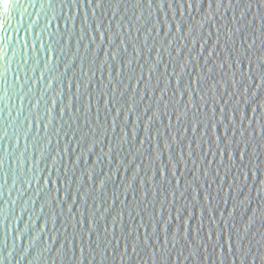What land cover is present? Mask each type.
I'll return each instance as SVG.
<instances>
[{"label":"water","instance_id":"obj_1","mask_svg":"<svg viewBox=\"0 0 264 264\" xmlns=\"http://www.w3.org/2000/svg\"><path fill=\"white\" fill-rule=\"evenodd\" d=\"M0 264H264V0H0Z\"/></svg>","mask_w":264,"mask_h":264},{"label":"snow or ice","instance_id":"obj_2","mask_svg":"<svg viewBox=\"0 0 264 264\" xmlns=\"http://www.w3.org/2000/svg\"><path fill=\"white\" fill-rule=\"evenodd\" d=\"M10 2V0H4L5 4H8ZM5 11H7V9H5Z\"/></svg>","mask_w":264,"mask_h":264}]
</instances>
